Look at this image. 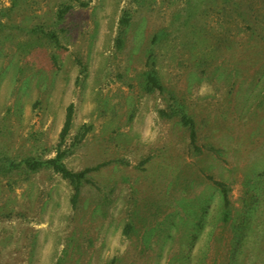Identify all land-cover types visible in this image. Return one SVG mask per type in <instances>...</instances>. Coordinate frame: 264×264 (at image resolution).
<instances>
[{"label": "rangeland", "instance_id": "374dc122", "mask_svg": "<svg viewBox=\"0 0 264 264\" xmlns=\"http://www.w3.org/2000/svg\"><path fill=\"white\" fill-rule=\"evenodd\" d=\"M56 263L264 264V0H0V264Z\"/></svg>", "mask_w": 264, "mask_h": 264}, {"label": "trees", "instance_id": "16d2710c", "mask_svg": "<svg viewBox=\"0 0 264 264\" xmlns=\"http://www.w3.org/2000/svg\"><path fill=\"white\" fill-rule=\"evenodd\" d=\"M71 10V6H66L63 9L60 10L59 16L62 17L67 11ZM146 87L148 89H161L162 85L158 78V75L155 70H151L147 73L146 76ZM72 116H73V104L70 103L66 108V114H65V120L63 123V127L60 133V142L57 146V150L55 153V156L48 158V159H35L32 161L26 162V167L30 170L39 169L43 166L45 167H51L54 171L59 173L63 178L69 180V182L72 184L74 192L71 198V202L73 203V206L76 205L78 193L80 190V184L84 179H86L87 173L90 171V168H84L81 170L74 171L72 169H69L66 164L64 163V157L66 156L67 151L61 148V145L63 141L65 140L66 135L69 132L71 122H72ZM183 123L188 127L190 136L192 140L194 141L195 138V129L192 120L186 115H181ZM85 130H83L82 135L86 132L87 127H83ZM223 191V195L226 196L225 188L224 186L221 187ZM58 264V263H56Z\"/></svg>", "mask_w": 264, "mask_h": 264}]
</instances>
